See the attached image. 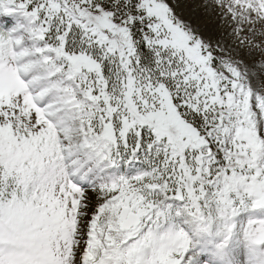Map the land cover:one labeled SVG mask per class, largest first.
Masks as SVG:
<instances>
[{
  "label": "snow or ice",
  "instance_id": "1",
  "mask_svg": "<svg viewBox=\"0 0 264 264\" xmlns=\"http://www.w3.org/2000/svg\"><path fill=\"white\" fill-rule=\"evenodd\" d=\"M0 264H264V0H0Z\"/></svg>",
  "mask_w": 264,
  "mask_h": 264
},
{
  "label": "rangeland",
  "instance_id": "2",
  "mask_svg": "<svg viewBox=\"0 0 264 264\" xmlns=\"http://www.w3.org/2000/svg\"><path fill=\"white\" fill-rule=\"evenodd\" d=\"M212 22L216 25L215 31L218 37H223L227 40L229 33V26L225 25L223 21L219 20L215 15L212 17Z\"/></svg>",
  "mask_w": 264,
  "mask_h": 264
}]
</instances>
